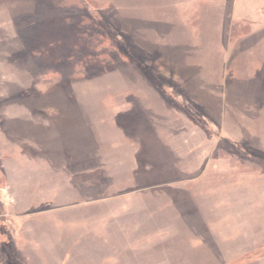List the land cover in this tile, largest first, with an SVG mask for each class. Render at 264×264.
Wrapping results in <instances>:
<instances>
[{
	"label": "rangeland",
	"instance_id": "374dc122",
	"mask_svg": "<svg viewBox=\"0 0 264 264\" xmlns=\"http://www.w3.org/2000/svg\"><path fill=\"white\" fill-rule=\"evenodd\" d=\"M261 123L264 0H0V264H264Z\"/></svg>",
	"mask_w": 264,
	"mask_h": 264
},
{
	"label": "crops",
	"instance_id": "0c3cea01",
	"mask_svg": "<svg viewBox=\"0 0 264 264\" xmlns=\"http://www.w3.org/2000/svg\"><path fill=\"white\" fill-rule=\"evenodd\" d=\"M238 102V101H237ZM256 102V101H255ZM239 103V102H238ZM238 103H236V104H238ZM257 103V102H256ZM233 104H235V103H233ZM240 106V105H239ZM238 106H234L232 109H231V114L233 115V114H236L238 111H240L241 109H239V108H237ZM257 112H258V109H257V111H256V114H255V116H257V117H260V114H257ZM258 125V124H257ZM261 125H262V123L260 124V128L262 129V130H264V128L263 127H261ZM261 130V131H262ZM230 133H236V131H229ZM148 136V139H149V137H150V134H149V132H140V133H137L136 135H135V137L137 138V137H140V136ZM244 134H243V129L239 132L238 131V134H236V136H237V138L239 139V140H243L244 139V136H243ZM127 136H128V134H127ZM158 136H161V132L159 133L158 132ZM230 136H232V135H230ZM229 136V137H230ZM159 139H160V137H159ZM127 140H130V139H127ZM160 140H162L163 141V143H166L165 142V140L164 139H160ZM151 142V141H150ZM157 142V145H156V143L154 144L153 142H151L154 146L153 147H155V145L156 146H158L159 145V147L157 148V151L158 152H161L160 150L162 149L161 147H160V144H162L160 141L158 142V141H156ZM138 145H140L139 147L140 148H142V150L144 151L145 150V148H146V150H148L149 149V147H150V143H148V142H146V143H142V140H141V143H137ZM139 147L138 148H135V145H133L132 146V148L131 149H133V150H137V149H139ZM256 148V147H255ZM164 151H167L168 152V150L167 149H164ZM170 152V151H169ZM168 155H170L169 153H168ZM141 158V160L142 159H144V154L140 157ZM139 158V159H140ZM158 158H160V155L158 156ZM138 158H137V160H134V161H132L133 162V164L134 165H137V166H139V164L141 163V160H139ZM139 161H140V163H139ZM135 162V163H134ZM6 216H8V215H6ZM30 226H28L29 227V231H32V226H31V224H29ZM19 229L20 228H17V227H15V232H14V235H13V237H17V234H18V231H19ZM14 239V238H13Z\"/></svg>",
	"mask_w": 264,
	"mask_h": 264
},
{
	"label": "trees",
	"instance_id": "16d2710c",
	"mask_svg": "<svg viewBox=\"0 0 264 264\" xmlns=\"http://www.w3.org/2000/svg\"><path fill=\"white\" fill-rule=\"evenodd\" d=\"M125 208H126V207H125ZM32 220H33V219H32ZM32 220L30 221V224L33 225L34 223H33ZM35 222H39V221L37 220V221H35ZM11 235H12V234H11ZM12 237H13V235H12ZM10 239H11V238H10L9 235H8V241H9ZM11 241H12V239L10 240V242H11ZM3 243H6V244H7V242H3V241H2V242H0V246H1Z\"/></svg>",
	"mask_w": 264,
	"mask_h": 264
}]
</instances>
